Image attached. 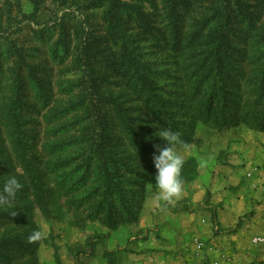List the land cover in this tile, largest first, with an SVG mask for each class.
I'll use <instances>...</instances> for the list:
<instances>
[{"label": "rangeland", "instance_id": "obj_1", "mask_svg": "<svg viewBox=\"0 0 264 264\" xmlns=\"http://www.w3.org/2000/svg\"><path fill=\"white\" fill-rule=\"evenodd\" d=\"M8 1L13 9L18 1L22 14L9 33H0L2 83L11 81L8 70L18 56L11 50L15 47L23 53L24 72L33 68L50 96L45 106L36 98V88L27 87L21 110L23 145L44 189L43 200L36 197L22 168L21 150L5 126L8 120L3 118L0 125V192L12 175L23 185L10 204L0 205V243L15 241L16 246L8 252L10 260L0 264H264V245L253 243L254 238L264 237V86L258 76H251L246 68L235 94L226 98L218 85L214 93L207 86L209 80H204L206 66L194 64L203 55L198 40L176 50L175 56L163 40L169 37L171 25L166 2L152 0L154 7L148 0H121L140 4L148 14L151 33L145 36L136 24L130 32L138 40L133 52L151 69L153 91L163 100L161 108L151 99H142L103 62L93 61L89 70L80 66V40L104 35L101 8L81 9L77 0H68L66 6H60L59 0H41L39 8L33 0ZM244 1L249 7L257 6L256 11L249 10L262 18L257 25L263 26L264 8L256 0ZM4 4L0 0V11ZM235 10L234 19L241 20ZM242 24L234 22L244 31L246 43H251V31ZM194 30L195 26L187 30L186 36ZM62 36L67 38L69 53L54 56L52 47ZM228 37L234 48L245 51V59H252L250 45L242 46L244 38ZM6 51L8 58H4ZM90 81L97 85L92 95ZM209 93H214V105L203 102ZM89 101L98 105L101 149L122 187L117 192L122 200L115 198L116 193L106 200L98 194V161L89 159L90 169L85 170L83 143L61 144L69 135L80 134L77 124L89 121L84 117ZM69 107L66 116L64 108ZM49 111L63 118L49 125ZM168 116L177 122L176 130ZM69 121L70 132L59 139L49 137L47 129ZM161 127L181 134L184 144L175 150L185 162H193L188 169L184 163L183 190L170 201L163 199L155 184L154 146L165 144L155 135ZM202 160L206 166H201ZM188 172H196V177L186 180ZM227 203L233 212L229 219L237 215L241 224L250 221L254 249L234 247L236 252L231 248L225 252L231 242L224 234L233 228L221 229L217 219ZM36 232L39 238L30 239ZM27 244L29 251L22 255Z\"/></svg>", "mask_w": 264, "mask_h": 264}, {"label": "trees", "instance_id": "obj_2", "mask_svg": "<svg viewBox=\"0 0 264 264\" xmlns=\"http://www.w3.org/2000/svg\"><path fill=\"white\" fill-rule=\"evenodd\" d=\"M77 1L81 4V9L101 8L104 28V35L98 37L87 35L85 39L80 40L78 47L80 66L89 70L93 61L103 62L105 66L119 73L125 79V84L129 85L133 91L140 93L142 99H151L163 108V100L153 91L156 89V86L153 84L151 69L140 62L133 52V48H135L134 44L138 40L136 39L137 35L130 32L132 24H136L141 28L145 36L151 33V30L147 26L148 14L141 10L143 7L138 3H128L121 0ZM148 1L152 2L151 4L155 7L154 0ZM164 1L167 5L166 15L171 25L169 37L167 39L163 37V40L168 43L169 51L173 56L176 55V50L185 47L190 41L198 40L200 51L203 55L194 64L206 66V77L204 80H209L207 86L214 89L218 85V92L221 88L222 93L226 94V98H228L232 94H235L234 88L237 86L236 84H239L241 75L246 68L252 71L251 76L256 74L260 85L264 86V24L263 26L257 25L262 20V18L256 16L257 13H254L257 6L249 7L244 0ZM256 1L260 5L259 8H264V0ZM58 2L60 6H66L68 0H59ZM33 3L35 8H39L41 0H33ZM199 4L201 8H199ZM16 6L17 9H13L12 2L5 0L3 9L0 11V33H9L11 29L21 22V19L17 17L19 14H22L18 1ZM250 8L255 11H250ZM234 10L237 13L240 11L241 20L234 19L232 15ZM234 22L243 23L242 25H245L246 29L251 31V43H246L244 31L239 29L238 25L235 27ZM194 26L195 30L186 36L187 30L192 29ZM62 29L64 30V27ZM230 34L235 38H244L242 46L250 45L251 60L244 58L245 51L232 46L228 39ZM95 38L97 41H95ZM66 40V36H62L61 40L53 45L51 54L55 56L62 53L67 56L69 44ZM110 46H114L115 49L108 51L110 50ZM11 50L18 56L14 65L8 70L11 78L9 83H2V65L0 61V125L4 124L3 118L8 120L5 126L16 141L19 150H21L22 168L30 179L31 187L36 197L43 200L44 189L34 168L33 159L23 145L24 137L22 134L24 132L25 121L22 118L21 110H23V96L27 87L36 88V98L42 101L45 106L49 103L50 94L33 68H29L27 73L24 72L23 53L20 49L12 47ZM5 54L4 58H8V51ZM102 78L104 77L102 76ZM197 86H199V82ZM95 87L97 88V85H94V82L90 81L88 85L90 95L93 94ZM261 90L264 93V87H261ZM213 92H216V88ZM214 93H209L207 99L203 100V102L208 103V105L210 103L214 105ZM94 103L90 102L91 106L87 110L88 116H84L89 121L85 125L77 124L80 134L77 136L69 135L61 144L65 145L71 143V141L83 143L85 154L82 153V157L85 158V170L90 169L89 159L91 161H98L95 170L97 174L96 180L98 185L96 186V190H98V194L106 200L116 193L115 198L122 200L119 195L120 193H117L122 190V187L110 172L109 158L103 149H101L103 143V124L98 111V105ZM64 109L67 111L66 116L70 114L71 107ZM220 110L223 111V108ZM58 114L59 112L53 113L52 111L46 114L49 125L63 118V114L59 117ZM167 118L171 128L176 130L177 122L175 119L171 116ZM72 126L71 121H69L68 123L47 129V133L49 137L52 136L59 139L66 132H70ZM191 163L193 162H185V167L187 168L189 165L190 168ZM187 174L186 180L190 181L196 177V172L192 174L188 172ZM108 213L110 214L109 209ZM14 242L7 240L0 243V262H8L10 260L11 256L8 252L16 250ZM29 248V244L25 245L21 250L22 255L29 251ZM2 249H5V251H2Z\"/></svg>", "mask_w": 264, "mask_h": 264}, {"label": "clouds", "instance_id": "obj_3", "mask_svg": "<svg viewBox=\"0 0 264 264\" xmlns=\"http://www.w3.org/2000/svg\"><path fill=\"white\" fill-rule=\"evenodd\" d=\"M155 135L161 138L165 144L155 145L156 153L153 155V164L156 169L155 184L163 193V199L170 201L178 197L183 190L181 171L184 166V158L175 150L177 145H182L179 132L170 128L161 127ZM207 161H201V166H206ZM23 188L22 183L16 176H10L4 184L3 191L0 192V205L10 204L15 199L18 192ZM40 233H34L32 238H39Z\"/></svg>", "mask_w": 264, "mask_h": 264}, {"label": "crops", "instance_id": "obj_4", "mask_svg": "<svg viewBox=\"0 0 264 264\" xmlns=\"http://www.w3.org/2000/svg\"><path fill=\"white\" fill-rule=\"evenodd\" d=\"M249 198L247 199L248 202H250V196L251 194H248ZM232 210L230 208L229 203L225 204L223 206V210L220 211V215L217 219V222L219 224V227L221 229H226L228 227L233 228V232L228 233V234H224V236H227V240H229V245L230 247H226L225 252L228 251L229 248H231V251H234V247L235 250H239V251H243L245 249H254L252 248L253 244H252V238H253V234L250 231V229L248 228L250 221L245 220L242 224L237 220L238 216L236 215L235 217L232 216L231 219H229V216L232 214ZM225 232V231H224ZM216 240L219 242L221 241L220 238L218 236H216ZM222 245V243H221ZM217 249H219V246H216ZM223 251V249H222ZM236 252V251H234ZM248 253H250L249 251H247ZM230 261V260H229ZM215 263V262H214ZM229 263V262H228ZM226 263V264H228ZM231 264V263H230Z\"/></svg>", "mask_w": 264, "mask_h": 264}, {"label": "built area", "instance_id": "obj_5", "mask_svg": "<svg viewBox=\"0 0 264 264\" xmlns=\"http://www.w3.org/2000/svg\"><path fill=\"white\" fill-rule=\"evenodd\" d=\"M253 243L258 245H264V237H256L253 239ZM197 249L201 248V244L196 245Z\"/></svg>", "mask_w": 264, "mask_h": 264}]
</instances>
